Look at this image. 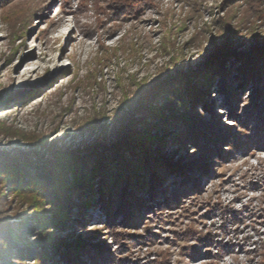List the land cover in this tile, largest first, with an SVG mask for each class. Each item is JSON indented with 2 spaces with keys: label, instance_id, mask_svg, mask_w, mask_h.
<instances>
[{
  "label": "rangeland",
  "instance_id": "1",
  "mask_svg": "<svg viewBox=\"0 0 264 264\" xmlns=\"http://www.w3.org/2000/svg\"><path fill=\"white\" fill-rule=\"evenodd\" d=\"M168 75L153 91L169 126L143 141L168 159L164 200L123 216L76 199L46 264H264V0H0L1 150L48 164L52 146L97 145L94 167ZM177 91L195 100L188 122ZM27 202L0 185V221L30 225ZM22 242L9 262L34 264L37 235Z\"/></svg>",
  "mask_w": 264,
  "mask_h": 264
},
{
  "label": "trees",
  "instance_id": "2",
  "mask_svg": "<svg viewBox=\"0 0 264 264\" xmlns=\"http://www.w3.org/2000/svg\"><path fill=\"white\" fill-rule=\"evenodd\" d=\"M225 54H230V41L217 47L208 61ZM169 78L168 75L159 80L130 107L134 114L142 112L137 119L134 114L125 117V121H128L117 139L103 145L100 157L96 159L97 155L92 156L96 160L94 167L87 165V160L82 155L88 154L87 152L95 153L97 145L85 147L79 152L52 146L47 150L53 158L48 164L36 150L21 152L17 149H0V185L13 197L28 200L26 206L27 211H30L28 215H31L28 218L30 225L23 226V220L17 225H10V221H0V264H11L8 259L10 254H14L13 249L18 248L22 241L26 244L24 246L29 247L25 239L34 233L38 237L34 264H46L52 251L51 246L67 243L57 239L55 231L73 227L70 204L76 199H82L78 204V213L91 206L99 208L106 215L118 213L123 216H130L135 210L145 213L150 210L151 205L164 200L160 197L165 195L166 189L160 193L156 189L168 159L165 157L162 162H157L153 158L151 147L156 141L152 140L154 137L152 138L150 131L154 128L162 132L169 126V118L159 113L156 107L157 100L163 96L153 91ZM180 95L182 91H177L166 101H178L179 110L183 112L180 116L184 122H188L190 109L195 110V100L188 102L189 99H178ZM142 127H146L143 132ZM145 140H148L151 147L143 142ZM96 182V190L100 192L99 200L88 198L89 193H86L94 189ZM77 226L81 224L78 222ZM81 241V238L71 241L75 242L71 247L76 252L81 251L76 244Z\"/></svg>",
  "mask_w": 264,
  "mask_h": 264
}]
</instances>
